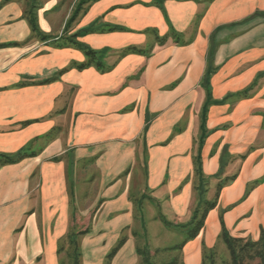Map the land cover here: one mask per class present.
Here are the masks:
<instances>
[{"label":"crops","instance_id":"obj_1","mask_svg":"<svg viewBox=\"0 0 264 264\" xmlns=\"http://www.w3.org/2000/svg\"><path fill=\"white\" fill-rule=\"evenodd\" d=\"M39 3L45 41L26 0H0V154H27L0 164V264H60L70 231L87 232L83 264H105L122 238L111 264H138L148 215L187 233L208 203L184 264L217 245L221 216L258 239L264 0ZM74 35L104 70L76 67Z\"/></svg>","mask_w":264,"mask_h":264},{"label":"trees","instance_id":"obj_2","mask_svg":"<svg viewBox=\"0 0 264 264\" xmlns=\"http://www.w3.org/2000/svg\"><path fill=\"white\" fill-rule=\"evenodd\" d=\"M26 5L27 7L24 11V17L28 20L30 24L32 37H36L42 41L51 38V36H48L45 33H43V31L39 26V22H38V10L40 7L39 0H26ZM81 9H82L81 6L76 8V11L73 15V19L77 17ZM76 37L77 35L67 38V43L82 50L86 56V60L84 62L76 64V67L82 70L87 67L96 66L97 68L104 70L101 51H97L90 48L86 44L78 41ZM132 51L139 52L141 50L135 47H131L125 50L126 53ZM26 155L27 154L25 153H20L15 156H7L0 154V164L4 165L7 163H14L24 158ZM214 206L215 203H208V207L206 208V211L199 217L193 228L187 231L185 240L180 244L172 246L171 248H167V249L177 251V253L181 254V251L185 243L188 240L195 238L199 234L201 228L204 225L206 213L208 212L209 209L213 208ZM221 224H222V230L219 235V240H222L225 243L226 247L230 252L232 258L230 264H243L245 257H247L248 255L258 256L264 262V229L261 230L259 239L254 241L252 239L250 240L245 238L233 237L225 225L223 216H221ZM86 233H87L86 231H81V232L70 231L67 234V236L61 240L59 244V253H63V256H65L64 258L66 259L64 260L62 259L60 264H82L81 237ZM124 243H125V238H122L117 244V246L114 247L112 251L107 255L106 264L112 263L113 258L115 257L116 253L119 251V249L123 246ZM216 247L217 245L211 249L204 247L202 264H216L215 262ZM164 249L166 250V248ZM164 249L157 248V251H155V253L152 254L150 245L147 242L144 243L143 245H138L137 253L141 259L140 264H156L157 262L154 256L156 254H160L161 252H163ZM177 259L178 258H174L171 262H163L161 264H176ZM181 264H184V262L182 261Z\"/></svg>","mask_w":264,"mask_h":264},{"label":"rangeland","instance_id":"obj_3","mask_svg":"<svg viewBox=\"0 0 264 264\" xmlns=\"http://www.w3.org/2000/svg\"><path fill=\"white\" fill-rule=\"evenodd\" d=\"M151 215L150 216L148 215L146 218L147 224L150 229L149 230L150 244L149 243L148 244L150 245L151 253L154 254L155 251H157V248L160 249L166 248V250L164 249L163 252H161L160 254H156L154 256L156 262L158 264H161L163 262H171L174 258H178L176 264H181V262L183 261L181 254L177 253V251L169 250L167 248H171L172 246L180 244L187 233L181 232L180 230H174L169 223H167L169 225L167 226L163 222H160L158 219L153 218ZM243 238L250 240L252 239L248 237H243ZM258 239H252V240L256 241ZM144 243L145 241L143 239L139 240V245H143ZM64 257L65 256L62 257L63 260L66 259ZM140 260L141 259L139 257L138 264H140ZM231 260L232 258L228 248L226 247L225 243L222 240H219L216 247V257H215L216 264H230ZM243 264H264V262L258 256L248 255L247 257H245Z\"/></svg>","mask_w":264,"mask_h":264}]
</instances>
